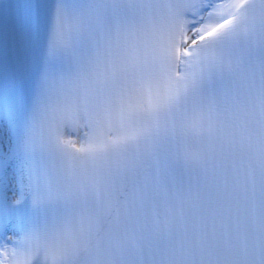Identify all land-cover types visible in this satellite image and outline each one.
Listing matches in <instances>:
<instances>
[{
	"label": "snow or ice",
	"instance_id": "obj_1",
	"mask_svg": "<svg viewBox=\"0 0 264 264\" xmlns=\"http://www.w3.org/2000/svg\"><path fill=\"white\" fill-rule=\"evenodd\" d=\"M0 264H264V0H0Z\"/></svg>",
	"mask_w": 264,
	"mask_h": 264
}]
</instances>
